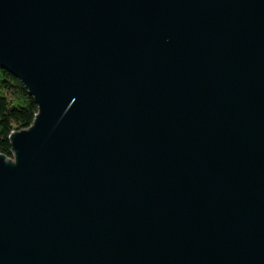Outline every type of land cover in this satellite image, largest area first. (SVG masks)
<instances>
[{
    "label": "water",
    "instance_id": "obj_1",
    "mask_svg": "<svg viewBox=\"0 0 264 264\" xmlns=\"http://www.w3.org/2000/svg\"><path fill=\"white\" fill-rule=\"evenodd\" d=\"M0 65V264H264V0H0Z\"/></svg>",
    "mask_w": 264,
    "mask_h": 264
},
{
    "label": "trees",
    "instance_id": "obj_2",
    "mask_svg": "<svg viewBox=\"0 0 264 264\" xmlns=\"http://www.w3.org/2000/svg\"><path fill=\"white\" fill-rule=\"evenodd\" d=\"M37 105L22 82L0 65V153L13 158L10 134L28 128Z\"/></svg>",
    "mask_w": 264,
    "mask_h": 264
}]
</instances>
